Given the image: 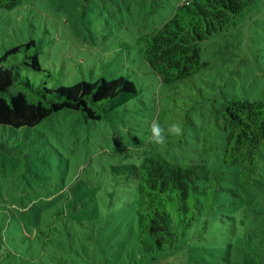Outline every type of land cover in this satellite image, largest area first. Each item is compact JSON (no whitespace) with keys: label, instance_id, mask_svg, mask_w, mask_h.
I'll return each mask as SVG.
<instances>
[{"label":"rangeland","instance_id":"rangeland-1","mask_svg":"<svg viewBox=\"0 0 264 264\" xmlns=\"http://www.w3.org/2000/svg\"><path fill=\"white\" fill-rule=\"evenodd\" d=\"M184 1L164 0L154 12L138 0H20L0 9V58L37 44L8 54L7 65L38 50L53 76L49 88L123 76L139 91L102 120L66 109L31 128L0 125V225L7 246L0 264H195L192 237L156 254L132 239L130 185L117 167L161 154L173 164L226 169L216 108L224 97L264 101V0L200 44L209 66L169 85L141 56L139 38L161 28ZM28 75L35 87L45 86L41 74ZM153 120L178 122L183 135L157 147L150 142ZM261 151L264 170V143ZM225 244L222 250L214 239L202 264L256 257L249 247L239 252Z\"/></svg>","mask_w":264,"mask_h":264},{"label":"trees","instance_id":"trees-1","mask_svg":"<svg viewBox=\"0 0 264 264\" xmlns=\"http://www.w3.org/2000/svg\"><path fill=\"white\" fill-rule=\"evenodd\" d=\"M19 1L0 0V9H11ZM138 1L150 3L152 12L164 3ZM257 1L185 0L161 28L139 38L140 54L163 82L176 85L209 66L201 58L200 44L234 25ZM31 44L37 46L34 41L17 46L0 58V125L31 128L66 109L86 120H102L138 96L135 83L123 76L49 88L53 76L42 68L38 50L26 55L23 63L7 65L8 54ZM26 71L41 74L45 86L35 87ZM216 112L222 117L220 128L225 135V170H211L204 162L173 164L161 154L140 165L117 167L130 185L132 239L145 253L156 254L180 248L183 240L192 237L197 240L195 264L206 260L216 239L222 250L224 243L227 250L234 247L239 252L249 247L256 257L243 254L244 264H264V194H256L264 193V170L259 163L264 101L224 97ZM232 166L240 169L231 171ZM6 247L0 225V251Z\"/></svg>","mask_w":264,"mask_h":264},{"label":"clouds","instance_id":"clouds-1","mask_svg":"<svg viewBox=\"0 0 264 264\" xmlns=\"http://www.w3.org/2000/svg\"><path fill=\"white\" fill-rule=\"evenodd\" d=\"M150 133V142L157 147H163L166 146L170 137L183 135V127L178 122H165V125H161L158 120H153Z\"/></svg>","mask_w":264,"mask_h":264}]
</instances>
